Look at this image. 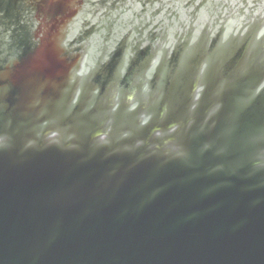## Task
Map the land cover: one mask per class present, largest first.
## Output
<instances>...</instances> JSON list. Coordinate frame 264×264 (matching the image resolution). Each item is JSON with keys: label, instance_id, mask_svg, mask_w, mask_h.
I'll list each match as a JSON object with an SVG mask.
<instances>
[{"label": "water", "instance_id": "water-1", "mask_svg": "<svg viewBox=\"0 0 264 264\" xmlns=\"http://www.w3.org/2000/svg\"><path fill=\"white\" fill-rule=\"evenodd\" d=\"M0 264H264V0H0Z\"/></svg>", "mask_w": 264, "mask_h": 264}]
</instances>
